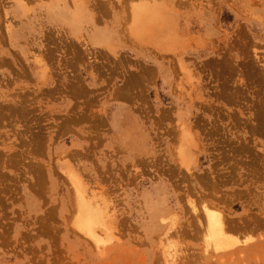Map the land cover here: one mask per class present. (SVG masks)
<instances>
[{
	"label": "rangeland",
	"instance_id": "obj_1",
	"mask_svg": "<svg viewBox=\"0 0 264 264\" xmlns=\"http://www.w3.org/2000/svg\"><path fill=\"white\" fill-rule=\"evenodd\" d=\"M140 1L0 0V264H264L203 256L198 223L264 236V0H161L164 48L130 32ZM70 175L112 217L102 253Z\"/></svg>",
	"mask_w": 264,
	"mask_h": 264
},
{
	"label": "bare ground",
	"instance_id": "obj_2",
	"mask_svg": "<svg viewBox=\"0 0 264 264\" xmlns=\"http://www.w3.org/2000/svg\"><path fill=\"white\" fill-rule=\"evenodd\" d=\"M77 6L78 5H75V7ZM131 9V15H129L132 18V21L130 20L132 22V24L130 22V32L134 34L135 39L137 38L139 40L149 42H153V40L156 39L154 41L156 47L158 44H161L162 48H164L162 43L165 45L166 43L169 44L171 41H169V38L172 34L174 36V31L172 24L170 23L171 20L166 3L161 2V0H142L139 3L133 4ZM7 14H9V12ZM71 15V30H74L75 25L79 26L83 20H92L91 17L88 18L86 12H82L80 7H77L75 12H72ZM6 24L9 32L12 24L11 18L10 20H7ZM91 30V38L96 40L101 32L96 29L95 25L92 26ZM189 131H186V133ZM69 180L75 194V209L72 217V225L76 231L86 239L87 242L102 253L104 251L105 236H108V233H110V230L112 229L110 227L112 217L109 214V211L106 210L104 203L99 201L93 191L91 192L90 189V191L86 189L87 187L84 186L76 176L70 175ZM202 216L203 219L198 218V223L203 229V256L207 258H212L213 256L221 258L224 255H233L237 252H242L244 249L257 251L260 247L264 246V236H262L255 240L248 238V240L243 242L244 244L242 246L236 247L235 245L238 244V242L229 234L230 230L235 229L231 224H229V222L226 221V217L223 212L218 209L205 207L204 214ZM164 251L168 252V249L165 248ZM171 255L172 254L168 255L169 258L167 257V261L169 262H172L173 258H175V253L170 258Z\"/></svg>",
	"mask_w": 264,
	"mask_h": 264
}]
</instances>
